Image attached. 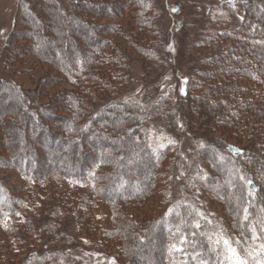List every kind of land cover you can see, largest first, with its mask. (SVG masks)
<instances>
[{
    "label": "rangeland",
    "instance_id": "1",
    "mask_svg": "<svg viewBox=\"0 0 264 264\" xmlns=\"http://www.w3.org/2000/svg\"><path fill=\"white\" fill-rule=\"evenodd\" d=\"M51 1L0 0V203H4V206L0 205V264H59V259L54 258L58 250L65 255L71 254L70 261L78 255L91 264L102 261L127 264L130 253L137 256L134 264H166L157 259V253L161 251L157 239L148 240L144 233L148 228L146 222L152 213L157 216L166 212L170 203L192 204L191 197H196L198 207H203L212 218L230 227V234L239 235V229L233 225L237 221L235 207H240V203L234 200V195L231 196L232 206L228 207L229 204H222L211 189L205 190L204 185L202 192L198 190L206 175L214 178L216 171L225 175V180L236 177L235 186L247 192L248 206L264 222V200L260 194L264 187L260 176H264V164L260 162L264 159V149L253 145L257 135L248 126L252 115L247 113V119L245 111L241 110L243 115L238 119L240 108L235 109L237 107L230 100H225L234 83L252 85L253 79L244 80L240 79L243 78L240 74H231L227 76L233 84L228 85L219 76L229 66L227 57L226 60L210 57L211 52L217 51V42H224L226 46L240 42L238 27L244 17L240 4L234 13L232 4H224L222 0H143L135 8L128 0H81L80 8L83 9L78 11L74 9L76 0ZM51 15L59 19L61 16L64 20H50ZM76 21L79 23L75 24ZM32 37L41 38L48 48L58 50H64V44L68 42V47L76 48L73 49L74 57L81 60V65L85 60L91 62V70L99 81L85 77L83 66L61 67L55 51L49 59L41 60ZM16 51L22 52L12 57ZM100 54L125 60V80L121 78L123 73L117 75L115 67L106 63H97L96 72L95 60ZM241 57L242 66L245 59L244 55ZM237 58L240 56H233L230 61L240 64ZM251 66L256 67L254 60ZM63 69L67 73H62ZM42 77L48 78L46 85L40 83ZM105 80H110L112 85L106 95L99 96L98 93L93 106L98 119L114 117L113 127L111 129L110 123L103 120L89 127L84 137L76 136L73 151L76 162L92 169L89 159L101 156L105 158L102 171L117 169L114 175L140 181V175L134 174L142 167L135 159V148L140 145L136 138L143 140L142 133L146 130L141 126L142 122H155L148 136L154 147H162L160 150L165 152L154 173L153 195L141 194L135 182H131L123 191L118 186L106 196L100 194L107 197L106 203L91 189L79 191L74 188L69 192L58 177L61 176L60 169L53 165V160L69 158L65 154L70 150L59 138H71L65 123L74 111L72 107L56 102V98L62 99L71 93L84 106H89L92 94L87 89L96 93L94 87L99 86L98 92L103 86L101 81ZM185 84L188 86L186 96ZM208 96L209 100L205 102ZM28 98H37L29 106L37 107L40 114L33 113V123L17 119L13 129L6 120L14 119L6 116L5 110L17 104L20 112L26 114V109L30 108ZM124 103L130 104L128 109L121 108ZM40 109L56 118L51 121L52 118L41 116ZM119 110L131 111L128 120L126 115L116 114ZM63 118V123L56 121ZM35 121L48 128L44 130L41 125H38L41 129L35 128ZM245 123L244 129H240ZM124 129L131 134L129 144L125 141L123 144L122 139L127 137ZM12 131L16 135L10 133ZM123 135L126 136L123 138ZM23 139L27 140L28 149L23 147ZM91 140L93 143L100 141L104 146L108 142V149L100 150L91 144ZM26 150L27 161H31L29 170L34 168L41 176L40 170L45 173L39 181L31 180L30 173L26 178L27 175L20 172L24 159L20 163L14 159ZM59 150L65 154L60 155ZM230 150L232 159L226 154ZM240 151L244 152L238 154ZM234 161L237 172L233 175L227 167L233 166ZM120 165L130 166L133 174L128 176L124 171L119 172ZM247 175H252L253 181ZM190 176L196 186H186ZM258 177L262 178L259 180ZM219 181L225 184L221 177ZM192 188H196L194 192ZM126 189L131 192L130 197L112 200L114 194ZM112 202H115L118 215L110 210ZM14 206L18 213L11 217L8 208ZM188 210L192 212L191 208ZM24 212L25 217L21 219ZM6 217L7 220L12 218L13 225L1 222ZM248 218L244 216L243 221ZM144 219L146 222L142 223ZM241 219L238 220L240 223ZM55 221H62L63 226H55ZM93 239L102 241L101 245L95 244ZM136 241L139 245L132 249ZM36 250L42 251L37 255Z\"/></svg>",
    "mask_w": 264,
    "mask_h": 264
},
{
    "label": "trees",
    "instance_id": "2",
    "mask_svg": "<svg viewBox=\"0 0 264 264\" xmlns=\"http://www.w3.org/2000/svg\"><path fill=\"white\" fill-rule=\"evenodd\" d=\"M51 1V0H50ZM130 5H133L135 8L139 2L143 3V0H128ZM224 4H232L234 13L237 12L238 5L240 4V8H243V14L244 17L242 18V22L240 23L238 30L240 29V36L238 38L240 39V42H234L229 44V46L224 45V42H217L218 44L216 45V50L215 52L210 53V57L218 59V60H228V67L225 68V71L223 73H219L220 78L226 82L228 85L233 84L231 83L232 79H229L227 75L231 74H240V79L244 80H251L253 79L252 85H247L245 82L240 83L239 86L234 83L232 85L231 89H228V94L225 95V100L229 101L232 103L234 107H237L235 109L240 108V112L238 119L240 118L241 115V110L245 111V117H247V113L251 114L252 116V121H249L248 117V126L250 130L254 132L257 136L254 137L253 134L252 136L254 137V143L253 145H257L259 149L263 150L264 149V0H222ZM52 2V1H51ZM145 3V2H144ZM81 0H76V6L74 9L81 11L83 8H80ZM84 4H88L87 2H84ZM231 6V5H230ZM75 10V12H76ZM52 14H54V11H51ZM74 12L72 13L73 16ZM71 16V17H72ZM232 19V17H229ZM73 19L78 20V17H73ZM50 20H57V21H63L64 18L60 16V19L58 17H53L51 15ZM79 23V21H76L75 24ZM235 36V35H234ZM33 41L36 43V51L40 52V59L41 60H47L49 59L50 56L53 55L54 51L58 55L56 56V60H58L59 64L61 67L68 65V68H75V65H78L80 67H84L83 73H85V77L91 76L92 79L95 81H99L98 77H96L93 74V71L91 70V62L89 60H85V62L81 65V60H76L74 57V47H68L69 43L66 42L65 49H54V48H48L46 45H44V42L41 41V38H35L32 37ZM72 43V41H70ZM70 43V44H71ZM43 45V46H42ZM74 49V50H73ZM234 50V51H233ZM10 51L8 50V53ZM22 51H16L14 54L11 56L14 57V55H18L19 53L21 54ZM244 55V65L241 66V56ZM10 56V53L8 54ZM240 56L239 63L240 64H233V61H230L232 57ZM206 55V59H207ZM19 58V57H18ZM13 59V58H12ZM254 60V65L256 66L253 68L251 66V63L253 64ZM10 61V60H8ZM124 59H114L111 56H103L102 54L99 55V59L95 60V70L97 72V63H106L109 65H112L116 69L117 75L121 76L123 73L124 75L121 77L125 80L126 76V69L124 66ZM222 63V62H221ZM230 71V72H229ZM62 73H67L66 69L62 70ZM236 75L233 76L234 79L236 78ZM43 78V80H42ZM40 80L41 84H47L48 78L42 77ZM103 82V83H102ZM101 86L100 90L97 92V88L99 86H95L94 90L96 89V93L92 92L93 89H87V92L92 94V99L90 100L89 106H84L83 103H80V100L77 97H74L71 93L70 94H63L66 97H63L62 99L56 98V102H61L67 107H72L74 111V115L70 113V118L69 120H66V123L68 125V130L71 135V138H59L60 142L64 145L66 143V147L69 148L70 152L65 154L64 151L59 150V154H65L66 160H61L59 157L58 159L53 160V165H56L59 167V174L60 181L65 184L69 190V192H72L75 188V190H88L91 189L95 191L97 194H105V196L112 190L114 187L120 186L121 191H123L124 187L128 186L131 184V182H135V184L139 187L141 194H155L154 192V186L153 184V179H154V173L156 172V169L159 165L160 160L162 159L163 153L165 151L160 150L162 147H154L153 144L150 141V134L149 130L152 127V129L155 127L156 123H148L147 121H144L141 123V126H144L145 132L143 131V140H138L137 143L140 144L139 147L137 146L136 152H135V159L139 161L142 165V167L134 171L131 169L130 166H124L120 165L118 169L120 170L119 172H126L130 176L131 174H137L138 176L140 175L141 179L138 180H132L129 179L128 177H124L123 175H114V172H110L109 170L102 171V161L105 158H95V156H92L89 160L92 169L87 168L85 164L83 165H78L76 162L77 158L74 156L75 151V138L76 136L80 135L79 137L82 138L86 134H88L89 127H93L97 125L98 123H101L104 121H108L111 124H114L113 118H105L102 117L101 119H98L97 112L95 111V106H93V103L97 102V97L99 96H104L108 92V90L111 87V82L110 80H105L101 81ZM220 81L218 80V84ZM40 84V85H41ZM220 85V84H219ZM220 87V86H219ZM217 87V88H219ZM17 90L16 87L13 86ZM213 88H216L215 86ZM15 90V91H16ZM188 91V86L185 84L184 86V95ZM17 92V91H16ZM98 93L100 94L98 96ZM97 94V96H95ZM23 101L22 96H19ZM37 98L34 99H27V105L29 106L31 103L34 104L36 102ZM209 96L207 99H205V102H208ZM96 101V102H95ZM24 102V101H23ZM202 102V101H201ZM213 103V102H212ZM111 104H108L110 106ZM113 105V104H112ZM111 105V106H112ZM130 104L127 105V103L121 104V108L126 107L127 109L129 108ZM31 106V105H30ZM29 106V107H30ZM198 107L200 104L197 105ZM9 109V111H8ZM28 109H30L28 111ZM32 109V110H31ZM41 110V109H40ZM5 115L8 116L9 118H13L14 120L12 121H7V123L13 127L15 126V123H17V119H25V121H28L30 123H33V113L40 112L38 111V108L33 107L27 108L25 112H20L19 106L15 104L14 106H10V108H7L5 110ZM42 115L45 116V118H52L54 120L56 118V115L48 113V111L41 110ZM130 110H127L126 112H121V110L117 111L116 114H122L126 115L125 119L128 120L129 115H130ZM23 113V117H21V114ZM37 113V114H38ZM229 116L232 119V112L231 109L229 111ZM36 115V114H35ZM201 115L206 116L205 113L203 112ZM39 117V116H38ZM237 117V114H236ZM59 118V117H58ZM228 117V119H230ZM19 119V120H20ZM223 119V118H221ZM56 121L59 122H65V118L57 119ZM223 121V120H222ZM226 121V120H224ZM36 122V121H35ZM82 122V123H80ZM79 123V124H78ZM153 124V126H151ZM38 125H41L40 122L34 123L35 128H40ZM42 129L45 130V128H48V126L41 125ZM246 126L243 124L242 126L240 125V129H244ZM111 125V129H112ZM142 128V127H141ZM12 129V128H11ZM14 131L10 132L13 133ZM68 132V131H67ZM66 132L67 136L68 133ZM123 133L127 135L125 139H122L123 144H129L131 141V134L127 131V129H124ZM250 133V134H251ZM13 135H16L13 133ZM12 135V136H13ZM125 135V136H126ZM149 135V136H148ZM260 135V136H259ZM57 136V135H56ZM123 135V138L125 137ZM128 136H130V139H128ZM58 137V136H57ZM125 141V142H124ZM70 142V143H69ZM93 146L99 147L100 150L102 149H108V142L104 146L103 143H100V141H97V143H93L94 140L90 141ZM22 145L25 149H28V143L26 139L22 140ZM16 145H14L15 147ZM27 151H24L19 153L17 156L15 155L14 159L16 162L20 163L22 159H24L25 163L22 162L23 167L20 169V172L23 175H27L26 178L28 177V173H30V178L31 180L39 181L42 176L45 174L42 170H40V173H43L42 176L39 175L38 173L36 174L35 171L36 169L32 168L29 170V165L31 161H27ZM244 151L238 152V154H241ZM260 152V151H259ZM232 150L227 152V157H230V159L233 158L231 155ZM263 153V151H262ZM244 154V153H243ZM29 155L30 152H29ZM262 155V154H261ZM260 155V156H261ZM89 158V157H88ZM87 158V159H88ZM240 158V157H239ZM205 159L210 163L212 166L214 165L212 161L205 155ZM36 162V160H35ZM76 162V163H75ZM86 162V161H85ZM138 162V163H139ZM262 165L264 164V159L261 161ZM29 163V164H28ZM236 162L234 161L233 166L227 167L229 170V173L231 174H236L237 169H236ZM239 164V162H238ZM48 166V165H47ZM214 167V166H213ZM75 168V170H73ZM239 170H242V167H238ZM67 169V170H66ZM96 170H99V172L96 173ZM39 171V170H38ZM139 173V174H138ZM218 173V174H217ZM216 176L213 178L210 175H206L205 180L203 183L201 182V188L198 186L199 191H203L204 189L203 185L205 186V190H212L215 194L218 195V200L221 201L222 204L228 203V207L232 206V195H234V200H237L238 203H240V207H235L236 208V217L237 221L235 222V225L237 229H239V235H232L230 234V227L224 226L222 223L219 221L215 220L212 218L207 211L202 207H198L199 203L197 201V198L191 197L192 204L188 202H175V203H170L168 205V209L166 212H161L157 216L152 213L150 216L151 218L148 221V223L143 220L142 223L146 222L147 225V231L144 233L146 234V237L148 240L151 238H156L158 241V245L161 248V251H158L157 253V259L164 261L166 264H235V259L236 256H238L240 259L244 260L246 264H264V222L263 219L260 217L259 214H256L254 211L252 212V209L248 206V200H246L247 197V192L242 191L238 189L235 184L236 181L230 178L226 177L225 180V175L219 174L218 171H216ZM240 174V173H239ZM258 174H261L259 172ZM238 175V174H237ZM246 175V173H245ZM258 177L259 180L262 178V183L264 184V176L261 174ZM225 181V184H222L220 180ZM248 179L253 181L252 175H247ZM190 179L186 186L193 187L196 186V182L193 177H189ZM197 180V179H196ZM191 181V182H190ZM251 182V181H250ZM255 183V179H254ZM250 184V183H248ZM247 184V186H248ZM123 185V187L121 186ZM249 187V186H248ZM197 188V187H196ZM195 188V189H196ZM259 189V187H257ZM195 189L192 188L191 191H195ZM1 190V189H0ZM158 190V189H157ZM264 190V187H263ZM263 190H260L261 198L264 200V192ZM1 194V193H0ZM96 194V195H97ZM131 192H129L127 189L120 193L117 192L114 194V197L112 200L116 197L124 199L125 197H130ZM194 194V193H193ZM100 195L101 200H105L104 202L107 203V197L104 198L103 196ZM126 195V196H125ZM136 194H134L135 196ZM124 197V198H123ZM245 197V198H244ZM88 200V199H87ZM122 202V201H120ZM4 203L1 202L0 205H3ZM110 210L113 214L119 213V211L116 209L117 207L115 206V202L110 203ZM226 206V205H225ZM235 206V205H234ZM116 207V208H115ZM16 207L14 206L13 208H8L9 215L13 213H18L15 209ZM188 208L192 210L190 212ZM23 209V208H22ZM188 210V211H187ZM23 211H25V206ZM58 211V210H55ZM195 211V212H194ZM122 213V212H120ZM110 214V213H108ZM14 215V214H13ZM91 215V214H90ZM21 219H24L25 217V212L24 214L21 215ZM249 217L248 219L243 221V217ZM75 217V216H74ZM242 217V223H240L238 220ZM26 219V218H25ZM54 218L53 220H55ZM74 220V218L72 219ZM1 222L7 223V225H13L12 218L7 220V217L1 220ZM73 222L72 221V229H73ZM237 223V225H236ZM93 224V223H92ZM54 225H58L60 228L63 226L62 221H55ZM145 225V226H146ZM3 227V226H2ZM87 230V225L84 227ZM233 230V228H232ZM95 240L94 243L97 245H101L102 241L98 239H93ZM140 240L143 242L144 238ZM228 241V244L226 245L224 242ZM137 245H139V241L133 242L132 249H136ZM98 249V247H97ZM230 249H235V255H233L232 251ZM42 251V250H41ZM41 251L36 250L37 255L41 253ZM57 256L54 258L59 259V264H91L90 262L84 261L80 258V256L75 255L71 257V261L69 260V257L71 254L66 255L64 253H61L59 250L57 251ZM36 255V253L34 254ZM52 255V253H51ZM129 260L127 264H134L135 260H137V256H135L133 253H130L129 255ZM52 262V260H50ZM95 264H115L111 261L109 262H96ZM162 264V263H161Z\"/></svg>",
    "mask_w": 264,
    "mask_h": 264
},
{
    "label": "snow or ice",
    "instance_id": "3",
    "mask_svg": "<svg viewBox=\"0 0 264 264\" xmlns=\"http://www.w3.org/2000/svg\"><path fill=\"white\" fill-rule=\"evenodd\" d=\"M224 243L227 245L228 241H225ZM230 250L232 251L233 255H235V249H230ZM235 264H246V262L240 259L238 256H236Z\"/></svg>",
    "mask_w": 264,
    "mask_h": 264
}]
</instances>
